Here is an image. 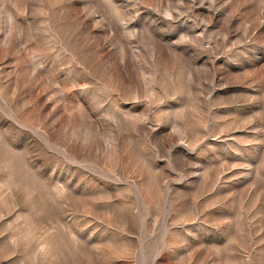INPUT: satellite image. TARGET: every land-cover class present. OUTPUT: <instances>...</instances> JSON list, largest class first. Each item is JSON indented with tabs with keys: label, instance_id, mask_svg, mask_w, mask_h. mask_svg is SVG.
<instances>
[{
	"label": "rangeland",
	"instance_id": "rangeland-1",
	"mask_svg": "<svg viewBox=\"0 0 264 264\" xmlns=\"http://www.w3.org/2000/svg\"><path fill=\"white\" fill-rule=\"evenodd\" d=\"M0 264H264V0H0Z\"/></svg>",
	"mask_w": 264,
	"mask_h": 264
}]
</instances>
